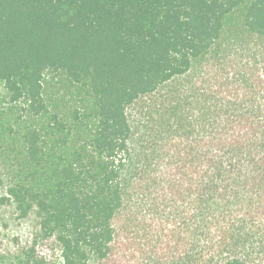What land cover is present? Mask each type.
I'll list each match as a JSON object with an SVG mask.
<instances>
[{"label":"trees","instance_id":"16d2710c","mask_svg":"<svg viewBox=\"0 0 264 264\" xmlns=\"http://www.w3.org/2000/svg\"><path fill=\"white\" fill-rule=\"evenodd\" d=\"M0 264H264V0H0Z\"/></svg>","mask_w":264,"mask_h":264}]
</instances>
